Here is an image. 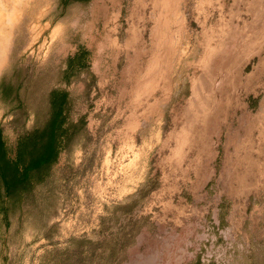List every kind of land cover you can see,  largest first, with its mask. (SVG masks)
I'll list each match as a JSON object with an SVG mask.
<instances>
[{
	"label": "rangeland",
	"instance_id": "rangeland-1",
	"mask_svg": "<svg viewBox=\"0 0 264 264\" xmlns=\"http://www.w3.org/2000/svg\"><path fill=\"white\" fill-rule=\"evenodd\" d=\"M8 3L0 83L40 109L64 88L86 123L43 201L0 218V264H111L115 241V264H264V41L247 42L264 0ZM79 49L89 68L65 83ZM12 108L14 146L35 120Z\"/></svg>",
	"mask_w": 264,
	"mask_h": 264
},
{
	"label": "trees",
	"instance_id": "trees-1",
	"mask_svg": "<svg viewBox=\"0 0 264 264\" xmlns=\"http://www.w3.org/2000/svg\"><path fill=\"white\" fill-rule=\"evenodd\" d=\"M87 58L88 52L84 49H79L67 58L63 71L65 83L89 68ZM35 98L32 96L24 102L20 84L0 83V100L4 103L10 101L13 105L11 114L14 115L15 123L21 115H25L23 108H32L29 115L35 120L33 126L25 131L18 132L13 127L16 132L14 146L5 141L0 126V218L5 227L12 218L22 213L24 206L43 201V193L49 192L51 188L53 168L60 156L76 143L77 136L85 128V117L75 118L73 115V95L66 89L54 88L49 91L46 104L41 109L39 105L34 107ZM74 243L92 244L70 241V244ZM105 246L99 257L111 264L118 263L120 245L117 241L106 243Z\"/></svg>",
	"mask_w": 264,
	"mask_h": 264
},
{
	"label": "crops",
	"instance_id": "crops-1",
	"mask_svg": "<svg viewBox=\"0 0 264 264\" xmlns=\"http://www.w3.org/2000/svg\"><path fill=\"white\" fill-rule=\"evenodd\" d=\"M250 11H251V13H250L251 18L250 19H252V21L250 22V24H248V26H249V29L253 28V27H254V29L249 34L247 42L249 44L251 43V47L255 48V50H257V48L262 45L260 42L264 41V30L262 29V27H264V23H263L264 9L256 8V9H250ZM253 55L254 56H263L264 53L260 52V51H256V52H253Z\"/></svg>",
	"mask_w": 264,
	"mask_h": 264
},
{
	"label": "bare ground",
	"instance_id": "bare-ground-1",
	"mask_svg": "<svg viewBox=\"0 0 264 264\" xmlns=\"http://www.w3.org/2000/svg\"><path fill=\"white\" fill-rule=\"evenodd\" d=\"M1 3L7 4V7H8V4H9L8 0H0V4ZM3 7H2V4H1V6H0V62H1L2 58H3V56H4V52H5L4 44L7 41V36L5 34V30H7V27L9 28V26L12 24V22H13L12 18H13V15H14V13H11L9 15L3 14L2 11H1L2 10L1 8H3ZM5 11H7V9Z\"/></svg>",
	"mask_w": 264,
	"mask_h": 264
}]
</instances>
